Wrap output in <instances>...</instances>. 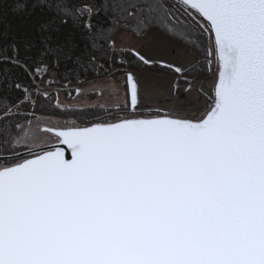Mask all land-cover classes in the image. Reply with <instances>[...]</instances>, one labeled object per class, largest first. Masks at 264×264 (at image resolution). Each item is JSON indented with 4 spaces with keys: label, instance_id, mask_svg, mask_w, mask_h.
<instances>
[{
    "label": "snow or ice",
    "instance_id": "snow-or-ice-1",
    "mask_svg": "<svg viewBox=\"0 0 264 264\" xmlns=\"http://www.w3.org/2000/svg\"><path fill=\"white\" fill-rule=\"evenodd\" d=\"M122 10L137 34L165 23L191 43L193 64L213 75L210 104L144 113L128 72L112 115L49 121L39 136L7 122L34 111L0 115V264H264V0H125ZM66 47L70 58L71 34L47 48L56 62H38L31 86L14 85L16 109L51 98L35 76L54 75Z\"/></svg>",
    "mask_w": 264,
    "mask_h": 264
},
{
    "label": "trees",
    "instance_id": "trees-1",
    "mask_svg": "<svg viewBox=\"0 0 264 264\" xmlns=\"http://www.w3.org/2000/svg\"><path fill=\"white\" fill-rule=\"evenodd\" d=\"M61 3L66 4L73 14L58 13L57 5ZM124 3L125 0H0V115L9 109L13 112L34 111V116H14L7 121L13 125L19 123L22 127L41 116L58 118L69 124L73 122L83 124L96 116L112 115L117 112V108L100 103L87 107L62 106L57 103L56 91L53 89L61 88L65 96L71 98L81 81L125 74L127 70L176 74L158 62L151 66L141 64L131 55L132 50L112 45L113 37L117 33L125 32L137 38L144 32L155 29L192 51L191 43L169 34L168 25L165 23L153 24L139 34L135 33L129 27L134 25L135 21L126 18L122 10ZM84 8L91 11L84 12ZM45 24L49 25L47 31L41 27ZM69 34L74 45L71 48L70 58L67 55L69 48L66 47L64 52L59 54V67L53 70L54 75L45 76L41 72L35 76V84L39 85V92L44 93L41 88L46 85L52 88L47 92L51 98L45 100L41 97L34 109L32 107L16 109L14 105L22 99V93L14 85L31 86V73L36 69L38 62L43 61L45 65L56 62L57 57L49 53L47 48L63 43ZM13 45L15 48L12 47ZM196 45L199 47L200 42L196 41ZM196 55L198 60H202L200 54ZM91 56L96 57L95 61L90 60ZM77 57L82 61L79 67L74 63ZM192 66V72L186 71L184 77L178 78L177 94L185 92L189 79L208 71L206 64L202 62ZM66 71L68 74L65 77ZM54 80L58 82L53 83ZM126 111L125 109L120 114L123 115ZM61 112L74 113V115H61Z\"/></svg>",
    "mask_w": 264,
    "mask_h": 264
},
{
    "label": "rangeland",
    "instance_id": "rangeland-1",
    "mask_svg": "<svg viewBox=\"0 0 264 264\" xmlns=\"http://www.w3.org/2000/svg\"><path fill=\"white\" fill-rule=\"evenodd\" d=\"M112 45L130 50L134 49L148 60L184 67L185 69L193 65L194 60H198V56L189 48L170 40L155 29H150L137 38L125 32L117 33L113 37ZM214 70L215 65H213ZM128 72H132L136 77L143 101L142 112H148L150 108L153 111L163 110L183 115H201L205 110V105L210 104L213 75L209 70L207 73H200L189 79L185 92L177 94L176 86L179 78L177 74L135 69L127 70L125 74L81 81L76 87L79 92L75 89L71 98H67L61 88L54 87L57 103L69 107H87L96 103L116 107L117 103L123 104ZM189 82H191L190 90ZM50 90L52 88L48 85L41 88L42 92H49ZM49 121L58 122L62 125L69 124L58 118L41 116L23 128L25 131H30L39 136L40 133L37 129L46 127ZM24 135L25 132L21 131L20 136L23 138Z\"/></svg>",
    "mask_w": 264,
    "mask_h": 264
},
{
    "label": "water",
    "instance_id": "water-1",
    "mask_svg": "<svg viewBox=\"0 0 264 264\" xmlns=\"http://www.w3.org/2000/svg\"><path fill=\"white\" fill-rule=\"evenodd\" d=\"M65 149H66V151H65V158H66V159H67V158H70V156H71L70 149H67V146H65Z\"/></svg>",
    "mask_w": 264,
    "mask_h": 264
}]
</instances>
